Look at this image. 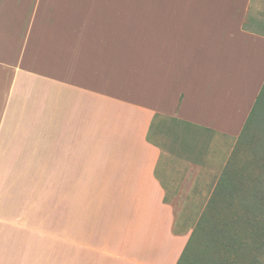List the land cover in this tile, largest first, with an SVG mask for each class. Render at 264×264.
Segmentation results:
<instances>
[{"label":"crops","instance_id":"1","mask_svg":"<svg viewBox=\"0 0 264 264\" xmlns=\"http://www.w3.org/2000/svg\"><path fill=\"white\" fill-rule=\"evenodd\" d=\"M263 30L264 0H0V264L9 184H49V259L17 264H177L237 181ZM182 184H214L190 217Z\"/></svg>","mask_w":264,"mask_h":264},{"label":"rangeland","instance_id":"2","mask_svg":"<svg viewBox=\"0 0 264 264\" xmlns=\"http://www.w3.org/2000/svg\"><path fill=\"white\" fill-rule=\"evenodd\" d=\"M260 115L253 124V141H243L236 155L234 190L217 197L194 230L188 264H264V112ZM9 185V264L22 259L47 262L49 184ZM213 186L182 184L187 195L182 203L184 215L192 216L198 206L191 202L196 198L191 194L198 188L210 192ZM201 200L205 205L206 198ZM38 234L42 249L36 254L33 243Z\"/></svg>","mask_w":264,"mask_h":264},{"label":"trees","instance_id":"3","mask_svg":"<svg viewBox=\"0 0 264 264\" xmlns=\"http://www.w3.org/2000/svg\"><path fill=\"white\" fill-rule=\"evenodd\" d=\"M262 112H264V84L262 86V88L260 89V92L255 100V103L253 105V108L249 114V117L243 127V130H242V133H241V136H240V144L244 141H248L249 140V143L250 141L252 142L253 139H252V130H253V124H254V121H258L260 119V117L262 115H260ZM234 178H237V175H234ZM233 184H216V187L214 189V192H213V195L210 197V200L206 206V210L212 205L215 203V199L217 197H224L225 195L230 194V192L233 189ZM255 192L256 190L253 189L251 192ZM203 215V214H202ZM201 219V218H200ZM203 220V219H201ZM197 223L196 227L199 225L200 221ZM195 235V231H193L192 235L189 237L188 239V242L177 262V264H188V250H189V246L191 245V242H192V239ZM195 238V237H194Z\"/></svg>","mask_w":264,"mask_h":264}]
</instances>
